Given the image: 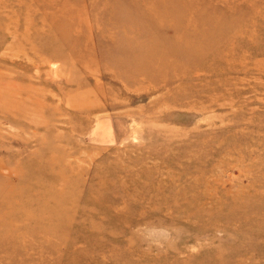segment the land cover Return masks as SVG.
Listing matches in <instances>:
<instances>
[{
    "label": "rangeland",
    "instance_id": "rangeland-1",
    "mask_svg": "<svg viewBox=\"0 0 264 264\" xmlns=\"http://www.w3.org/2000/svg\"><path fill=\"white\" fill-rule=\"evenodd\" d=\"M0 264H264V0H0Z\"/></svg>",
    "mask_w": 264,
    "mask_h": 264
}]
</instances>
